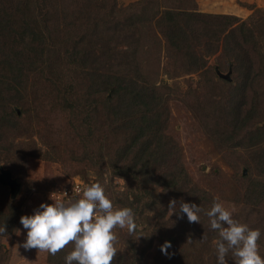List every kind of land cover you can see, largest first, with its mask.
I'll return each mask as SVG.
<instances>
[{
	"label": "trees",
	"instance_id": "1",
	"mask_svg": "<svg viewBox=\"0 0 264 264\" xmlns=\"http://www.w3.org/2000/svg\"><path fill=\"white\" fill-rule=\"evenodd\" d=\"M257 12L264 16V11ZM259 34L264 36V32ZM150 37L162 39L170 52L179 55L182 62L168 63L173 73L182 76L206 71L211 57L220 53L242 79L229 92L221 112L223 119L216 113L217 102L197 104L198 110L207 113V119L221 120L231 129L235 139L227 141L237 140L246 132L247 143L239 142L235 147L256 149L251 154L258 159L260 179L253 181V188H247L242 197L256 212L257 219H246L245 223L261 230L258 250L264 257V45L253 21L204 13L196 0H140L123 9H118L116 0H0V169L12 175L19 169L15 159L7 157L13 149L9 134L23 130L24 106L31 88L56 90L60 85L66 92L82 89L91 106L101 105L107 112L115 135L124 138L111 159L113 172L146 186L163 187L200 205L199 215L203 214L209 227L204 213L215 199L190 181L179 144L164 134L169 116L166 93L170 88L158 86L143 73L144 61L139 55L151 50L144 43ZM223 78L232 82L230 76ZM62 104L69 110L75 105L67 97H62ZM248 126L252 128L246 131ZM218 130L212 132L217 134ZM242 158L237 155V160ZM245 169L243 179L251 167L245 165ZM145 192L148 194L147 189ZM0 194V227L17 225L20 206L12 204L10 189L1 183ZM135 202L139 204L138 198ZM135 202L126 198L121 206L134 208ZM188 224L192 222L185 216L178 230L186 233L192 229ZM122 233L120 229L119 241ZM5 235L0 233V239ZM118 240L111 264H142L133 243L122 250ZM211 241L204 243L208 245L204 249L202 244L201 253L190 256L187 263L159 257L156 264H216ZM70 250L71 244L55 255L46 252L45 260L48 264H64L63 257ZM5 261L0 257V264Z\"/></svg>",
	"mask_w": 264,
	"mask_h": 264
},
{
	"label": "rangeland",
	"instance_id": "2",
	"mask_svg": "<svg viewBox=\"0 0 264 264\" xmlns=\"http://www.w3.org/2000/svg\"><path fill=\"white\" fill-rule=\"evenodd\" d=\"M116 1L118 9H123L140 0ZM196 1L199 10L209 14H226L220 11L229 12L239 2L230 0L228 4L226 1L221 3V0ZM239 3L250 14L246 18L237 17L253 21L260 43L264 45V36L259 34L264 32V16L256 13V9H264L254 4ZM144 43L151 50L139 55L140 60L143 58L144 61L143 73L148 79L157 81L158 86L170 88L166 93L169 116L164 134L179 144L182 162L190 181L213 195V199L222 202L241 223H245L246 219H257L255 210L244 203L242 197L247 188H253L252 182L260 179V172L256 167L258 159L251 154L256 149L235 147L239 142L247 143L246 132L237 140L227 141L235 137L230 135L231 129L221 120L216 122L212 118L207 119V113L198 110L197 104L198 101L217 102L219 109L216 113L223 119L221 112L230 97L229 92L242 79L231 71L228 58H223L220 53L211 57L206 71L181 76L173 73L172 67L168 68L169 62L177 64L175 60L182 61L178 54L168 50L165 41L150 37ZM225 76H230L232 82L227 83L223 78ZM62 97L73 100V109L69 110L62 104ZM16 109L21 113L20 108ZM24 109L23 130L9 134L13 149L7 155L8 159H15L14 162L19 165L12 177L20 184V189L12 198V204L20 206V216L31 214L41 201L51 203L48 199L50 193H60L74 179L79 178L88 184L95 181L102 183L106 194L119 206L123 200L125 203L126 198L130 202H135L138 198L139 204L135 202L133 210L138 231L144 235L137 237L129 234L127 229H121L124 233L120 236V241L117 240L118 248L122 250L128 248V243H133L137 258L141 259L142 264H156L159 257H165V260L175 258L187 263L190 256L201 253L202 244L209 239L213 241L216 237L215 230L204 223L203 214L199 223L188 224L192 229L186 233L178 230L183 225L184 218L178 219L175 214L171 215L168 203L172 198L179 200L182 197L172 195L170 190L163 187L146 186L137 179L113 172L111 159L124 138L115 135V127L109 125L107 112L101 105L97 108L91 106L82 89L66 92L60 85L56 90L31 88ZM215 123H218V127L214 128L219 129L217 134L212 132ZM251 128L248 126L246 131ZM237 155L243 157L240 160L243 162L237 160ZM245 165L251 167V170L247 178L243 179V174L247 175ZM151 191L154 194L149 195ZM2 199L1 195L0 203ZM5 226L6 235L0 239V257L6 260L5 264H48L45 260L46 252L18 247L26 233L20 220L17 225L6 223ZM17 229L20 231L17 232ZM115 231L118 236L120 229ZM165 241L170 242V247L166 252H161L160 245ZM187 247L191 250L188 251ZM206 247L208 245L204 244L202 249Z\"/></svg>",
	"mask_w": 264,
	"mask_h": 264
},
{
	"label": "clouds",
	"instance_id": "3",
	"mask_svg": "<svg viewBox=\"0 0 264 264\" xmlns=\"http://www.w3.org/2000/svg\"><path fill=\"white\" fill-rule=\"evenodd\" d=\"M75 191L82 195L74 201L64 199L66 192H52L48 197L51 203L41 201L31 214L21 215L20 225L26 233L18 247L36 248L55 255L71 244V250L63 257L64 264H111L117 253L116 229H127L137 237L144 235L138 231L133 208L115 204L99 181L85 183L82 189L77 187ZM168 211L178 219L186 216L188 222L199 223L202 210L194 202L172 198ZM204 214L210 229L217 233L212 241L216 264H229L230 261L231 264H264V257L258 250L259 228L241 223L217 200H213ZM4 232L5 227H0V233ZM169 247L170 242L165 241L160 250L166 252ZM226 257H230V261Z\"/></svg>",
	"mask_w": 264,
	"mask_h": 264
},
{
	"label": "crops",
	"instance_id": "4",
	"mask_svg": "<svg viewBox=\"0 0 264 264\" xmlns=\"http://www.w3.org/2000/svg\"><path fill=\"white\" fill-rule=\"evenodd\" d=\"M223 1H226V2H228V4H230L229 3L230 0H221V3ZM238 1L242 2V3L245 2L248 4H254V5H256V7L264 9V0H238ZM239 2H237L238 4L231 7V11H229V12L220 11V13L223 12L226 14H234L236 16L246 18L250 14V11L247 8L241 6V3H239Z\"/></svg>",
	"mask_w": 264,
	"mask_h": 264
},
{
	"label": "water",
	"instance_id": "5",
	"mask_svg": "<svg viewBox=\"0 0 264 264\" xmlns=\"http://www.w3.org/2000/svg\"><path fill=\"white\" fill-rule=\"evenodd\" d=\"M0 170V183L11 189V196L14 198L19 192L20 184L15 179H13L12 173L9 170H5L3 168Z\"/></svg>",
	"mask_w": 264,
	"mask_h": 264
},
{
	"label": "built area",
	"instance_id": "6",
	"mask_svg": "<svg viewBox=\"0 0 264 264\" xmlns=\"http://www.w3.org/2000/svg\"><path fill=\"white\" fill-rule=\"evenodd\" d=\"M84 184H85L84 181H82L79 178H76V179H74L73 183L69 187H67L64 190L60 191V193H63V192L67 193V195L64 197V199L66 201L69 200V198H71V200L74 201L75 199L79 198L82 195V193H77L75 191V189L77 187H80L82 189Z\"/></svg>",
	"mask_w": 264,
	"mask_h": 264
}]
</instances>
